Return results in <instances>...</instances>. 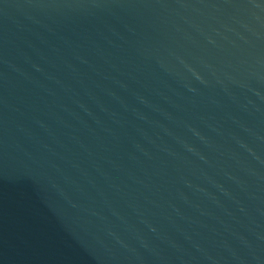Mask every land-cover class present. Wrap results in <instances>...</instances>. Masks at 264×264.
Returning a JSON list of instances; mask_svg holds the SVG:
<instances>
[{"label": "water", "instance_id": "obj_1", "mask_svg": "<svg viewBox=\"0 0 264 264\" xmlns=\"http://www.w3.org/2000/svg\"><path fill=\"white\" fill-rule=\"evenodd\" d=\"M0 264H264V0H0Z\"/></svg>", "mask_w": 264, "mask_h": 264}]
</instances>
